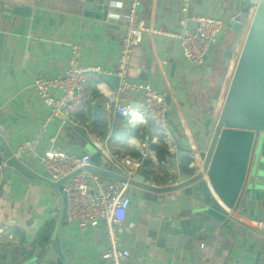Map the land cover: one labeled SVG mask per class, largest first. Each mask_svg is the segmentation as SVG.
Listing matches in <instances>:
<instances>
[{"label": "crops", "instance_id": "obj_1", "mask_svg": "<svg viewBox=\"0 0 264 264\" xmlns=\"http://www.w3.org/2000/svg\"><path fill=\"white\" fill-rule=\"evenodd\" d=\"M129 2L94 0L95 7L107 8L104 12L87 8L89 0H0V137L13 153L23 141L39 135V152L54 146L76 156L89 153L91 165L115 171L114 164H119L135 175L142 174L155 187L172 186L180 175H194L199 172L197 167L203 168V160L196 155L195 161L191 155L185 156L191 163L183 165L169 131L145 134L142 129H147V120L133 127L115 112L118 103L133 108L139 107L142 100L141 92L118 93L101 75L116 76L125 33L121 14ZM248 2L191 0L186 5L182 0H143L141 4L140 22L152 31L145 33L134 49L130 80L148 83L169 97L168 125L195 150L205 137L214 136L208 125L217 118L225 98L236 62L235 48L242 44L244 32L235 34L225 26L221 38L225 44H218L211 66L201 67L183 57L177 37L182 30L180 22L185 20L193 27L192 18L207 16L229 25L243 14ZM16 7L29 10V15L5 12ZM74 47H79L80 66L101 73L91 74L89 81L95 99L76 115V125L50 123L44 132L49 110L37 96L34 80L63 73L72 60ZM224 48L233 49L227 68L223 67ZM124 130L128 137H124ZM91 135L99 138L103 149L93 146ZM160 136H164L170 153L163 159L152 148L159 146ZM2 159L6 154L0 143ZM20 161L33 172H45L38 158L28 152L22 153ZM135 163L140 167L135 169ZM129 194L131 204L121 218L119 237L131 258L123 264H264V193L253 191L248 182L224 225L199 232L189 250L177 249L174 254L157 249L148 236L152 216L191 218L207 208L210 200L194 192L192 186L165 194L131 186ZM60 209L58 190L49 182L29 179L9 166L0 171V228L8 227L13 235L0 236V264H48ZM60 233L62 246L74 264H105L108 239L102 222L81 231L77 223L67 221Z\"/></svg>", "mask_w": 264, "mask_h": 264}, {"label": "water", "instance_id": "obj_2", "mask_svg": "<svg viewBox=\"0 0 264 264\" xmlns=\"http://www.w3.org/2000/svg\"><path fill=\"white\" fill-rule=\"evenodd\" d=\"M93 1L89 0L91 4H88L87 8L106 11L107 8L104 6L95 7ZM5 12L29 15V10L25 8L16 7ZM242 13L229 25L226 24L235 34L244 32V39L242 44L235 48L236 62L218 116L208 125L214 132L213 138L208 135L203 144L197 145L199 147L195 150L193 144L177 137L175 131L168 127L176 146L177 158L196 155L204 162L202 172L180 175L172 186L155 187L147 182L142 174H136L128 179L121 177L114 170L102 169L94 165L84 169L114 182H127L132 187L153 194L172 193L192 186L194 192H200L209 199V206L191 218H162L156 214L152 216L148 236L155 241L157 249L170 254H174L177 249L189 250L194 237L199 232L224 225L229 212L239 204L247 182L253 191L264 193V0H249ZM222 37L223 32H220L215 37L218 43L209 46L205 56L206 65L211 66V56L219 49L218 44H225ZM222 55L225 58L223 67L227 68L233 49L224 48ZM92 74L101 73L92 72ZM101 75L118 88L117 76ZM166 102H169V97L166 98ZM118 117L124 119L121 115ZM0 143L1 150L6 154L7 166L29 179L40 178L57 188L61 198V209L51 237L53 246L49 251L48 264H74L70 253L65 252L60 240L61 228L67 225L63 182L82 170L58 182H52L48 172H33L20 160L15 159L2 137Z\"/></svg>", "mask_w": 264, "mask_h": 264}, {"label": "built area", "instance_id": "obj_3", "mask_svg": "<svg viewBox=\"0 0 264 264\" xmlns=\"http://www.w3.org/2000/svg\"><path fill=\"white\" fill-rule=\"evenodd\" d=\"M143 0H130L125 12L121 14L124 27V37L121 44L120 55L115 75L119 78L118 93L141 92L142 100L139 108L129 105L116 104L115 112L125 117L130 126H140L147 120H152L160 134L168 133L166 94L154 89L148 83L133 82L130 80L129 71L134 49L141 44L144 34L152 31L140 22V7ZM186 5L191 0H182ZM117 7H123L117 4ZM236 20V18L234 19ZM193 27H189L182 20L181 32L177 35L183 57L197 66H205V56L212 43H217L215 37L223 31L226 23L221 19L207 16L192 18ZM162 33L161 30L157 31ZM79 47H74L72 60L67 69L55 76L37 77L34 87L37 96L48 108L49 113L43 125V131H47L50 123H59L62 127L76 125V115L81 114L95 99L93 87L89 81L92 72L97 69H89L78 64ZM98 71V70H97ZM169 135V134H168ZM96 149H103L99 138L89 137ZM41 137L27 139L19 145L13 153L15 159L20 160L22 153L28 152L33 158H38L40 166L51 175L52 182H58L76 171L82 172L68 178L63 182V194L65 196L66 220L75 222L81 231H85L90 225L102 222L107 239L108 248L103 254L105 264H123L131 258L129 249L122 247L119 237V226L123 214L131 204L129 190L131 186L127 182L107 183L98 174L84 170L91 166V155L85 153L80 156L67 153L57 147H48L39 152ZM195 161V155H191ZM193 165V164H192ZM133 166L140 167L139 163ZM114 169L121 177L131 179L133 171L114 164ZM7 168V159L0 161V171ZM196 174L202 172L197 167ZM53 215L56 211L52 212ZM8 235L13 238L8 227L0 228V236Z\"/></svg>", "mask_w": 264, "mask_h": 264}, {"label": "trees", "instance_id": "obj_4", "mask_svg": "<svg viewBox=\"0 0 264 264\" xmlns=\"http://www.w3.org/2000/svg\"><path fill=\"white\" fill-rule=\"evenodd\" d=\"M147 129H142L145 134H152L153 131L157 130L158 128L155 126L154 122L152 120H148L146 124ZM124 137H128L126 130L123 131ZM164 136L159 137V141L161 142L159 146H152V148L157 152V155L159 159H163L166 155H169V151L167 150V147L164 145ZM182 163L184 166H189L191 161L188 158H182ZM190 171V170H188ZM47 228H44L43 231H46ZM48 230V229H47ZM44 233V232H43ZM37 239H40V234L38 235ZM42 256L44 253L41 254Z\"/></svg>", "mask_w": 264, "mask_h": 264}]
</instances>
